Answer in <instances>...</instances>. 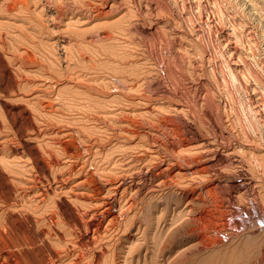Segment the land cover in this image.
<instances>
[{
  "label": "rangeland",
  "instance_id": "rangeland-1",
  "mask_svg": "<svg viewBox=\"0 0 264 264\" xmlns=\"http://www.w3.org/2000/svg\"><path fill=\"white\" fill-rule=\"evenodd\" d=\"M18 1L0 0V229L12 233L15 254L27 264H190L211 253L197 248V235L218 231L228 255L242 250L240 264H264V91L254 103L243 91L264 81V8L257 16L240 0ZM55 6L63 15L53 23ZM217 28L238 32L242 77L231 75ZM192 129L204 138L177 154L169 140ZM173 155L197 158L201 175L189 176L181 161L175 183L161 182L159 163ZM186 184L203 192L190 212L180 201Z\"/></svg>",
  "mask_w": 264,
  "mask_h": 264
},
{
  "label": "bare ground",
  "instance_id": "bare-ground-1",
  "mask_svg": "<svg viewBox=\"0 0 264 264\" xmlns=\"http://www.w3.org/2000/svg\"><path fill=\"white\" fill-rule=\"evenodd\" d=\"M16 1H18V0H16ZM24 1V0H23ZM27 1V0H26ZM46 2L48 1V0H45ZM88 1V0H87ZM90 1V0H89ZM92 1V0H91ZM105 1H107V0H105ZM165 1V0H164ZM185 1H187V0H185ZM194 2H196L195 0H193ZM204 1V0H203ZM217 1H219V0H217ZM216 1V2H217ZM241 1V3L243 4L244 3V5L246 4V5H248L249 7H251V9L250 10H254V13H256L257 14V16L258 15H260V14H262L261 13V11H262V9L264 8V6H263V3L261 4V3H259L257 0H240ZM263 1V0H262ZM19 2V1H18ZM21 2V1H20ZM199 2V1H198ZM207 2H209V1H207ZM211 2V1H210ZM214 2V1H213ZM22 3V2H21ZM102 3V2H101ZM106 3V2H105ZM113 3V2H112ZM215 3V2H214ZM226 3H228L229 4V2H226ZM232 3V2H231ZM14 4V3H13ZM18 4V3H17ZM20 4V3H19ZM22 4H24V3H22ZM85 4H86V6H85V8L86 9H88V10H92V8L93 7H95L96 8V12L97 13H95V14H102L103 13V9L101 10L100 8H98L97 7V5H93V3H91V2H85ZM195 4H197V3H195ZM194 4V5H195ZM199 4V3H198ZM201 4V3H200ZM217 5H221V4H218V2L216 3ZM227 4V5H228ZM26 5H27V2H26ZM82 5V4H81ZM102 5V4H101ZM162 5V4H161ZM205 5H209V3L208 4H205ZM212 5V4H211ZM225 5V4H224ZM226 5V6H227ZM241 5V4H240ZM245 5V6H246ZM10 6V5H9ZM113 6V5H112ZM189 6V5H188ZM203 6V5H202ZM222 6V5H221ZM83 7V6H82ZM102 7V6H101ZM164 7H166V6H164ZM199 6H197L196 8L197 9H199L198 8ZM206 7H208V6H206ZM212 7V6H211ZM214 7V6H213ZM216 7V6H215ZM220 7V6H219ZM223 7V6H222ZM9 8H11V7H9ZM84 8V7H83ZM202 8V7H201ZM204 8V7H203ZM210 8V7H209ZM226 8V7H225ZM235 8H237V7H234L233 9H235ZM241 8H242V6H241ZM248 8V7H247ZM170 9H172V8H170ZM191 9V8H190ZM211 9V8H210ZM209 9V10H210ZM213 9H215V8H213ZM218 9V8H217ZM220 9V8H219ZM224 9V8H223ZM227 9H231V7L230 8H227ZM237 9H240V8H237ZM245 9V8H244ZM167 10H169V9H167ZM173 10V9H172ZM241 10V9H240ZM94 11H95V9H94ZM177 11H179V10H177V8H176V11L175 12H177ZM182 11V10H181ZM213 11V10H212ZM215 11V10H214ZM221 11H222V8H221ZM227 11V10H226ZM229 11V10H228ZM236 11V10H235ZM63 11L60 9V8H58V7H50L49 8V10H48V16H47V18L49 17V20L51 21V22H55L58 18H60L62 15H63V13H62ZM171 12V11H170ZM180 12V11H179ZM184 12V11H183ZM186 12V11H185ZM197 12H199V11H197ZM200 12H201V10H200ZM244 12V11H243ZM89 13V12H88ZM173 13V12H172ZM205 12H203V14H204ZM210 13H211V11H210ZM213 13V12H212ZM211 13V14H212ZM224 13H226V12H224ZM238 13V12H237ZM236 13V14H237ZM251 13V12H250ZM249 13V14H250ZM253 13V12H252ZM252 13L250 14V15H252ZM260 13V14H259ZM170 14V13H169ZM174 14V13H173ZM179 14V13H178ZM192 14V13H191ZM190 14V15H191ZM216 14H217V12H216ZM218 14H221V12L220 13H218ZM222 14H223V12H222ZM228 14V13H227ZM231 14V13H230ZM245 14V13H244ZM244 14H242V15H244ZM198 15H200V14H198ZM202 15V14H201ZM213 15V14H212ZM235 14H233V16H234ZM238 15H240V14H238ZM263 15V14H262ZM180 16V15H179ZM183 16H185V15H183ZM191 16H193V14L191 15ZM209 16V15H208ZM230 16L231 15H229V18H230ZM236 16L237 15H235V18H236ZM254 16V15H253ZM256 16V15H255ZM175 17V16H174ZM173 17V18H174ZM210 17V16H209ZM216 17V16H215ZM238 17V16H237ZM245 17H246V15H245ZM249 17H251V16H249ZM180 18V17H179ZM192 18H195V17H192ZM207 18V17H206ZM213 18V17H212ZM240 18H241V16H240ZM253 18V17H252ZM178 19V18H177ZM176 19V20H177ZM181 20H182V18H180ZM190 19H191V17H190ZM202 19V18H201ZM204 19V18H203ZM221 19H223V18H221ZM243 19V18H242ZM246 19H248V18H246ZM256 19H258V18H256ZM174 20V19H173ZM193 20V19H192ZM199 20V19H198ZM207 20V19H206ZM232 20H234V17L232 18ZM240 20V19H239ZM245 20V19H244ZM249 20V19H248ZM175 21V20H174ZM183 21V20H182ZM186 21V20H185ZM189 21V20H188ZM188 21H186V22H188ZM196 21V20H195ZM200 21V20H199ZM202 21V20H201ZM205 21V20H204ZM212 21H214V20H212ZM216 21H218V20H216ZM225 21V23H226V19L224 20ZM247 21V20H246ZM253 21H256L255 19L253 20ZM259 21V20H258ZM263 21V19H260V21H259V23H261ZM177 22V21H176ZM185 22V23H186ZM190 22H192V21H189V23ZM208 22H210V21H208ZM220 22V21H219ZM232 23H234L235 22V20H234V22L233 21H231ZM241 22H243V21H241ZM240 22V23H241ZM250 22H252L251 20H250ZM195 23V22H194ZM199 23H201V22H199ZM213 23V22H212ZM221 23H223V22H221ZM245 23V22H244ZM258 23V24H259ZM175 24H177V23H175ZM188 24V23H187ZM204 24V23H203ZM209 24V23H208ZM213 24H215V22L213 23ZM235 24L236 25H239V22L237 23V21L235 22ZM247 24H249L248 22H247ZM264 24V23H263ZM56 25V24H55ZM181 25V24H180ZM186 25V24H185ZM185 25H183V26H185ZM198 25V24H197ZM217 25V24H216ZM224 25V24H223ZM236 25H235V27H236ZM244 25V24H243ZM246 25V24H245ZM183 26H178L179 28H181V27H183ZM190 26L191 25H189V28H190ZM194 26V25H193ZM212 26V25H211ZM232 26H233V24H232ZM239 26H241V25H239ZM254 26V25H253ZM255 26H257V25H255ZM264 26V25H263ZM195 27V26H194ZM216 27H218V25L216 26ZM222 27V26H221ZM225 27V26H224ZM187 28V27H186ZM189 28H188V30H189ZM193 28V27H192ZM205 28V27H204ZM211 27H209V29H210ZM216 29L215 27H212V29ZM227 27H225V29H226ZM229 28H232L231 26L229 27ZM228 28V29H229ZM241 28V27H240ZM244 28V27H243ZM182 29V28H181ZM191 29V28H190ZM198 29H200L201 30V28H200V26H199V28ZM208 29V28H207ZM218 30H215L216 31V33H217V31H218V33H220V34H218V35H220V43H222V44H220V45H222V46H224L225 47V49H226V51H228L229 52V54H228V59H229V55H230V60H231V62L229 61V65H230V67H231V69L233 70V71H231L232 72V76H234V74H233V72L235 73V77L234 78H236L237 76H236V73H239L240 74V76H241V73L240 72H242L241 70V67H243L242 65H241V63H240V61L242 60V56H244L243 55V53H245V52H242L241 50L242 49H244V47L243 48H241V50H240V46H238V44H236V42H233L232 41V38H234V36L232 35V34H235V32L234 33H227L225 30H223L222 28H217ZM228 29H227V31H228ZM239 29V28H238ZM186 30V29H185ZM194 30V29H193ZM233 30V29H232ZM245 30V29H244ZM253 30V29H252ZM257 30H258V28H257ZM256 30V31H257ZM192 31V30H191ZM234 31V30H233ZM240 31V30H239ZM183 32V31H182ZM184 32H186V31H184ZM183 32V33H184ZM188 32H190V31H188ZM202 32V31H201ZM204 32H207L206 30L204 31ZM209 32L210 31H208V34L207 35H209ZM229 32V31H228ZM249 32V31H248ZM250 32H252V31H250ZM192 33L194 34V31H192ZM192 33H189V34H191V36H192ZM211 33H213V32H211ZM253 33V32H252ZM252 33L251 34H249V35H252ZM188 34V33H187ZM237 34H238V32H237ZM237 34H235V35H237ZM240 34V33H239ZM244 34H246V33H244ZM243 34V35H244ZM200 35V34H199ZM206 34H204V36H205ZM212 35V34H211ZM214 35H216V34H214ZM187 36V35H186ZM213 36V35H212ZM217 36V35H216ZM215 36V37H216ZM242 36V35H241ZM164 37V36H163ZM239 37V36H238ZM247 37V35H245V37L244 38H246ZM249 37V36H248ZM180 38V37H179ZM185 37H183V39H184ZM241 38V37H240ZM240 38H238V40L240 39ZM243 38V39H244ZM251 38V37H250ZM254 38V37H253ZM160 39V38H159ZM165 39V38H164ZM167 39V38H166ZM166 39L164 40L165 42H167L166 41ZM181 39V38H180ZM182 39V40H183ZM242 39V40H243ZM175 40V39H174ZM179 40V39H178ZM187 40H188V43L190 42V46H191V41H193V39L191 40V38H187ZM190 40V41H189ZM216 40H217V37H216ZM251 40V39H250ZM258 39H255V41H256V44L258 43V41H257ZM185 42H186V40H184ZM200 41V40H199ZM236 41V40H235ZM240 41V40H239ZM239 41H237V42H239ZM249 41V40H248ZM161 42V41H160ZM180 42V41H179ZM194 42V41H193ZM204 42V41H203ZM202 42V43H203ZM218 42H219V39H218ZM252 42H254V41H252ZM66 40L64 41L63 40V42H62V47H63V49H61V50H63V54H65V58L67 59V61L69 60L68 59V54H69V48H68V46L66 45ZM169 43V42H168ZM171 43V42H170ZM187 43V42H186ZM216 43V42H215ZM167 44V43H166ZM165 44V45H166ZM176 44V43H175ZM201 44V43H200ZM253 44V43H252ZM179 45V44H178ZM181 45V44H180ZM183 45H185V44H183ZM182 45V46H183ZM188 45V44H187ZM194 45H197L196 43L195 44H193V46ZM202 45V44H201ZM217 45H219V44H217ZM192 46V47H193ZM205 47L207 46V45H204ZM204 46L202 45V48H204ZM222 46H221V49H222ZM251 46V45H250ZM61 47V48H62ZM166 47V46H165ZM219 47V46H218ZM242 47V46H241ZM252 47V46H251ZM258 47V46H257ZM181 48V47H180ZM184 48V47H183ZM183 48H181L182 50H183ZM194 48V47H193ZM201 48V49H202ZM256 48V47H255ZM254 48V49H255ZM187 49V48H186ZM205 49V48H204ZM203 49V50H204ZM216 49V48H215ZM60 50V51H61ZM187 50H189V49H187ZM192 50V49H191ZM212 50V49H211ZM218 50H219V48H218ZM224 50V49H223ZM249 50H250V48H249ZM208 52L210 51V50H207ZM212 51H214V50H212ZM187 52V51H186ZM198 52H199V50H198ZM224 52V51H223ZM249 52V51H248ZM252 52V51H251ZM257 52H258V50H257ZM195 53H197V52H195ZM200 54H201V52H199ZM205 53H206V51H205ZM205 53H202V54H204L205 55ZM250 53V52H249ZM201 54V56L202 57H204V55H202ZM210 54V53H209ZM214 54V53H213ZM225 54V53H224ZM252 54V53H251ZM70 55V54H69ZM188 55V54H187ZM197 55V54H196ZM215 55V54H214ZM222 55H223V53H222ZM226 55V54H225ZM194 56V55H193ZM198 56H199V54H198ZM209 56V55H208ZM216 56V55H215ZM256 56V55H255ZM214 57V56H213ZM237 57H239V58H237ZM194 57H192V59H193ZM199 58V57H198ZM248 58V57H247ZM246 58V59H247ZM255 58V57H254ZM191 59V60H192ZM200 59V58H199ZM211 59H212V57H211ZM194 60V59H193ZM200 60H202V59H200ZM222 60V59H221ZM243 61H245V60H243ZM247 61H249V59L248 60H246L245 62H244V66H246V67H249V65L247 64ZM192 62V61H191ZM199 62V61H198ZM203 62H204V60H203ZM222 62H224V61H222ZM222 62L220 61V64L222 65ZM195 63H197V62H195ZM205 63V62H204ZM228 63V62H227ZM69 64V63H68ZM194 63H192V65H193ZM198 64V63H197ZM196 64V65H197ZM200 64V63H199ZM202 65H203V63H201ZM226 64V63H225ZM201 65V66H202ZM214 65H216V62H215V64ZM229 65H228V67H229ZM194 66V65H193ZM218 66V65H217ZM223 66V65H222ZM221 66V67H222ZM195 67V66H194ZM198 67H199V65H198ZM203 67V66H202ZM214 68V67H213ZM217 68V67H216ZM219 68V67H218ZM245 68V67H244ZM171 69H172V67H171ZM246 69H248V68H245V71H247ZM250 69V68H249ZM248 69V70H249ZM251 69H252V66H251ZM214 70H216L215 68H214ZM221 70H224V69H221ZM256 70V69H255ZM217 71V70H216ZM215 71V72H216ZM219 71V70H218ZM221 72V71H220ZM243 72H244V70H243ZM247 72H250V71H247ZM252 72V71H251ZM223 73V72H222ZM169 74H171V73H169ZM243 74V73H242ZM251 74V73H250ZM252 74H254V73H252ZM260 74V73H259ZM224 75H226L225 73H224ZM223 75V76H224ZM244 75H247V74H244ZM243 75V76H244ZM249 75V74H248ZM217 76H219V75H217ZM231 76V77H232ZM261 76V75H260ZM225 78L224 79H227V77L228 76H224ZM242 77V76H241ZM248 77V76H247ZM263 77V76H262ZM219 78V77H218ZM221 78V77H220ZM238 79V78H237ZM240 79V78H239ZM245 79V78H244ZM255 79L257 80V83H251V84H248V83H245L244 85H245V88L243 89V91L246 89V90H248V89H250V93H247L248 95H249V100H250V102L251 103H254L255 101H256V98H257V96H259L260 95V92L261 91H259L260 89L259 88H262L263 89V91H264V81H263V79H261V77L260 78H258V77H255ZM223 80V79H222ZM222 80H219L218 79V81L219 82H221ZM234 79H232V81H233ZM236 80V79H235ZM255 80V81H256ZM226 81H228V80H226ZM237 81H240V80H237ZM236 81V82H237ZM246 81V80H245ZM249 80H247L246 82H248ZM241 82V81H240ZM240 82H239V84H240ZM221 83H224V82H221ZM232 84H235L234 82L232 83ZM172 85H174V84H172ZM219 85V84H218ZM225 85H227V84H225ZM224 85V86H225ZM230 85V83L228 82V86ZM243 85V84H242ZM242 85H237V86H240V88H241V86ZM176 86H178V84L176 85ZM222 87V86H221ZM236 87V86H235ZM244 87V86H243ZM237 88V87H236ZM235 88V89H236ZM239 88V87H238ZM239 88V89H240ZM175 89H176V87H175ZM178 89V88H177ZM221 89V88H220ZM239 89H237V90H239ZM242 89V88H241ZM210 89H208V91H209ZM223 90H225L224 88H223ZM228 90H232V88L231 87H229V89H227L226 91H228ZM220 91H222V89L220 90ZM240 91V90H239ZM170 92V91H169ZM223 92V91H222ZM221 92V93H222ZM232 92H233V90H232ZM231 92V93H232ZM238 92V91H237ZM223 94V93H222ZM227 94H229V93H227ZM235 94V93H234ZM223 95H225V94H223ZM227 97H229L228 95H226ZM231 96H233V94H231ZM264 96V95H263ZM260 97L261 99H259V101H257V102H260V100H262V101H264L263 99H264V97ZM128 97V96H127ZM208 97V96H207ZM130 98V97H129ZM209 98V97H208ZM248 98V97H247ZM227 99V98H226ZM229 100H230V97L228 98ZM233 99H234V97H233ZM210 100V99H209ZM243 100V99H242ZM212 101V100H211ZM227 101V100H226ZM236 101L237 100H235V103H236ZM248 101V100H247ZM213 102H214V100H213ZM232 102V101H231ZM230 102V103H231ZM212 103V102H211ZM240 103H242V102H240ZM261 103V102H260ZM229 104V103H228ZM238 104V103H237ZM243 104V103H242ZM255 104H257V103H255ZM230 105V104H229ZM233 105V104H232ZM235 105V104H234ZM250 105V104H249ZM249 105H247V106H249ZM231 106V105H230ZM254 108H255V110H256V106H253ZM226 108H228V107H226ZM243 108H245V106L243 107ZM197 109V108H196ZM195 109V110H196ZM230 109V108H229ZM250 109V108H249ZM252 109V108H251ZM259 109H261V108H259ZM195 110H193V111H195ZM227 110V109H226ZM245 110V109H244ZM262 110V109H261ZM199 110H196V112H198ZM202 111V110H201ZM201 111H200V113H201ZM230 111V110H229ZM233 111V110H232ZM235 111H237V110H235ZM231 112V111H230ZM250 112V111H249ZM262 112V111H261ZM235 113V112H234ZM210 114V113H209ZM218 114V113H217ZM253 114V113H252ZM199 115V114H198ZM200 115H202V114H200ZM219 115V114H218ZM251 115V114H250ZM120 117V116H119ZM203 118H204V116H202ZM207 117H208V115H207ZM210 117V116H209ZM211 117H212V115H211ZM220 117V116H219ZM251 117V116H250ZM264 117V116H263ZM252 118H253V116H252ZM252 118H250V119H252ZM257 118H259V117H257ZM205 119V118H204ZM215 119V118H214ZM218 119H220V118H218ZM249 119V118H248ZM182 120V119H181ZM203 120V119H202ZM207 120V119H206ZM212 120V119H211ZM217 120V119H216ZM257 120V119H256ZM258 120H260V119H258ZM170 121V120H169ZM215 121V120H214ZM219 121V120H218ZM216 121L217 123H219V125H221V122L222 121ZM251 121H253V120H251ZM255 121V120H254ZM264 121V120H263ZM107 122H110V120L109 121H107ZM113 122V121H112ZM141 123H142V121H140ZM174 122V121H173ZM249 122V121H248ZM258 121H256L255 123H257ZM114 123V122H113ZM172 123V122H171ZM179 123H181V122H179ZM183 123V122H182ZM205 123V122H204ZM217 123L215 124V126H212V127H218V125H217ZM255 123H252V124H254L255 125ZM263 123V122H262ZM109 124V123H108ZM126 124V123H125ZM208 124H210V123H208ZM251 124V123H250ZM264 124V123H263ZM120 125V124H119ZM123 125H124V123H123ZM123 125H121V126H123ZM128 125V124H127ZM169 125V124H168ZM178 125V124H177ZM185 125V124H184ZM187 125V124H186ZM210 125H212V124H210ZM257 125V124H256ZM259 125H261V124H259ZM112 126H114V125H112ZM111 126V127H112ZM178 126H180V128H181V126L182 125H178ZM222 126V125H221ZM251 126V125H250ZM264 126V125H263ZM132 127V126H131ZM177 127V126H176ZM184 127V126H183ZM172 128V127H171ZM187 128V127H186ZM190 127H188L187 129H189ZM198 128V127H197ZM219 128H220V126H219ZM172 129H175V128H172ZM171 129V130H172ZM184 129H185V127H184ZM183 129V130H184ZM191 129V128H190ZM214 129V128H213ZM164 130V129H163ZM195 130V129H194ZM193 129L192 130H190V132L188 133V134H183L182 133V135L181 136H177V137H175L176 139H171V140H169L170 142H171V144L173 145V148H174V151L176 150V149H178V148H181V147H183V146H186L185 148H187L188 147V145L189 144H191V143H193V142H195V141H200V140H202L203 138L201 137V135H204V134H201V133H199V131H197V130H199V128L196 130V131H194ZM189 131V130H188ZM187 131V132H188ZM255 131V130H254ZM172 132V131H171ZM181 132V131H180ZM258 132V131H257ZM153 141H154V143H156L157 145H165V147H167L166 145H168V143H167V141L166 140H161V139H158V138H156L155 136L153 137ZM204 142V141H203ZM7 144V143H6ZM155 146V145H154ZM168 146H170V145H168ZM27 147V146H26ZM168 149V148H167ZM184 149V148H183ZM166 150V149H165ZM179 151H180V149H178ZM178 150L176 151V153L177 154H182V152L181 153H178ZM182 150V149H181ZM28 151V150H27ZM182 151H185V150H182ZM12 152V151H11ZM204 152V151H203ZM171 154H173L174 152L172 151V152H170ZM185 153V152H184ZM199 153V152H198ZM28 154H30V153H28ZM157 154V153H156ZM178 155V156H179ZM183 155H185V154H183ZM198 155H200V154H198ZM197 155V156H198ZM191 156H193V155H191ZM195 156V155H194ZM41 157V156H40ZM189 157V156H188ZM198 157H200V156H198ZM166 158V157H165ZM41 159H43V158H41ZM164 159V158H163ZM167 159V158H166ZM205 159V158H204ZM196 160H197V158H187V156L186 157H179V158H177V157H174V155L172 156V158H170V161H169V163L167 164V165H163V164H161V163H159V169H158V176H160L161 177V182H162V180H163V182L165 183V184H168V186H172V184H174L175 183V177H174V169H181V165H179V163L181 162V161H184L188 166H187V168H186V170L188 171V172H186V173H189L188 175L189 176H197L198 174H200L202 171H203V168H204V166L203 167H200L199 165H197V164H195V165H192L194 162L196 163ZM44 163V162H43ZM167 163V162H166ZM184 167V166H183ZM186 167V166H185ZM184 167V168H185ZM148 170V169H147ZM181 170H183V169H181ZM180 170V171H181ZM185 170V171H186ZM180 171H176V173L177 172H180ZM182 172V171H181ZM176 173H175V175H176ZM157 174V173H156ZM178 174V173H177ZM201 175V174H200ZM203 176V175H202ZM177 177V176H176ZM158 178V177H157ZM188 178V177H187ZM201 178V177H200ZM180 180V179H179ZM178 180V181H179ZM179 184H180V181L178 182ZM201 183H203V182H201ZM156 184H158V183H156ZM160 184H163V183H160ZM160 184H158V185H160ZM184 184L182 183V185L181 186H183ZM188 184H186L185 185V187H182L181 188V190H180V194H181V200L180 201H182L183 202V204H184V206L188 209H190V207H194L193 206V203H195L196 204V199H198L199 197H200V194L201 193H203L202 192V190L200 189H197V188H194V187H188V188H186V186H187ZM197 185V184H196ZM217 185V184H216ZM167 186V185H166ZM170 186V187H171ZM194 186V185H193ZM198 186V185H197ZM210 187V186H209ZM217 187V186H216ZM153 189H154V187H152ZM173 189V188H172ZM178 189V188H177ZM210 189V188H209ZM209 189H207V190H209ZM213 189L211 188V191H212ZM215 190V189H214ZM174 191H176V190H174ZM210 191V192H211ZM209 191H208V193H210ZM2 200H4V199H2ZM108 201H109V205H111L112 207L113 206H115L114 204H115V200L113 199V198H109L108 199ZM179 201V202H180ZM5 203V202H4ZM8 203V202H7ZM2 204V203H1ZM0 204V205H1ZM198 204H199V202H198ZM212 204V203H211ZM188 209V210H189ZM200 211V210H199ZM185 212V211H184ZM188 212H190V210L188 211ZM187 213V212H186ZM192 213V212H191ZM196 213V212H195ZM196 215V214H195ZM207 215V214H206ZM214 217V216H213ZM194 218V217H193ZM218 218V217H217ZM192 219V218H191ZM195 220H199V221H202L203 219H204V215L202 214V213H199L195 218H194ZM193 219V220H194ZM205 219H206V217H205ZM204 221V220H203ZM207 221V220H206ZM220 222V221H219ZM184 223H186V222H184ZM192 223V222H191ZM208 223V222H207ZM1 224V223H0ZM209 224V223H208ZM207 224V225H208ZM214 224V223H213ZM10 226H11V224H9ZM181 225H183V224H181ZM2 226V225H1ZM5 226L6 225H4L3 227V229H4V232L0 229V264H27V262H29V261H27V262H25V261H22V259H21V257H22V255H24L23 253H22V255L19 257V256H17L16 254H15V252H14V250H12L13 248H12V244H11V240H10V244L9 243H7L6 242V235L8 236V234H10V233H8L7 231H6V229H5ZM10 226H8V227H10ZM210 227H212V226H210ZM215 228V227H214ZM236 228V227H235ZM9 229V228H8ZM217 229V228H216ZM215 229V230H216ZM11 230H12V228H11ZM186 230V229H185ZM213 230V229H212ZM220 230H221V228H220ZM192 231H194V230H192ZM9 232H13V230L12 231H9ZM8 233V234H7ZM217 234H215V236L214 237H209V238H206L205 236L206 235H204V234H198L197 236H198V244H197V248L201 251V250H206L207 252L209 251V253L210 254H208V255H206L205 257L204 256H202V255H200L199 257L197 256V257H194V258H192V259H190V264H206L207 262L209 263V262H213L214 264H215V262H217V261H215L218 257H219V259H220V257H221V259H222V263L225 261L226 262V259L228 260V262L226 263V264H240L239 263V261H240V254H241V256H242V250H240V249H238V250H240V251H238L237 250V248L235 247V249L236 250H230L231 251V253H229V255H230V257H228L229 255H228V250H226V249H223V242L225 241L223 238H226V237H223V234L224 233H220V234H222V236L220 235H218V231L216 232ZM12 234V233H11ZM11 234L8 236V237H10L11 236ZM14 235V234H13ZM16 235V234H15ZM189 235V234H188ZM231 235V234H230ZM228 237V236H227ZM236 238V237H235ZM15 240H16V238H14ZM227 239V238H226ZM165 240V239H164ZM8 242H9V240H7ZM14 241V240H13ZM19 241V240H18ZM16 242H17V240H16ZM15 242V243H16ZM20 242V241H19ZM18 242V244H22V243H19ZM159 242V241H158ZM196 242V241H195ZM173 243V242H172ZM19 245V246H20ZM157 246V245H156ZM166 246V245H165ZM243 246V245H242ZM21 247V246H20ZM22 247H23V244H22ZM167 247V246H166ZM179 247V246H178ZM191 247H193V246H191ZM237 247H239V246H237ZM147 248V247H146ZM168 248V247H167ZM196 248V247H195ZM234 248V247H233ZM250 248V247H249ZM15 249V248H14ZM18 249V248H17ZM23 249V248H22ZM21 249V250H22ZM169 249V248H168ZM228 249V248H227ZM248 249V248H247ZM154 250V249H153ZM19 251V250H18ZM17 251V252H18ZM25 251V250H24ZM163 251V250H162ZM146 252V251H145ZM154 252V251H153ZM163 252H166V251H163ZM170 252V251H169ZM177 252V251H176ZM184 252V251H183ZM246 252V251H245ZM20 253V252H19ZM18 253V254H19ZM171 253H173V252H171ZM179 253V252H178ZM180 253H182V252H180ZM194 254V253H193ZM16 257L15 259H14V262L13 261H11L10 260V258L11 257H14V256ZM20 255V254H19ZM155 255V254H154ZM170 255V254H169ZM195 255V254H194ZM249 256H250V254H248ZM25 256H26V254L24 255V258H25ZM248 256V257H249ZM259 256V255H258ZM156 257V256H155ZM171 257H173V256H171ZM253 257V256H252ZM167 258V257H166ZM177 258H182V257H177ZM145 259V258H144ZM219 259H217V260H219ZM231 259H233V261H231ZM248 259H250L251 260V258H248ZM247 259V260H248ZM264 259V258H263ZM25 260V259H24ZM27 260H30V259H28L27 258ZM31 261V260H30ZM147 261L148 260H146V263H147ZM173 261V260H172ZM185 261V260H184ZM219 262H221V260L219 261ZM33 263V262H32ZM221 263V264H222ZM29 264V263H28Z\"/></svg>",
  "mask_w": 264,
  "mask_h": 264
}]
</instances>
